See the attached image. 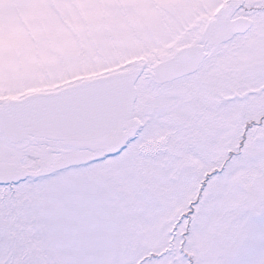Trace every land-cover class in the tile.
<instances>
[{
    "label": "snow or ice",
    "instance_id": "obj_1",
    "mask_svg": "<svg viewBox=\"0 0 264 264\" xmlns=\"http://www.w3.org/2000/svg\"><path fill=\"white\" fill-rule=\"evenodd\" d=\"M0 264H264V0H0Z\"/></svg>",
    "mask_w": 264,
    "mask_h": 264
}]
</instances>
